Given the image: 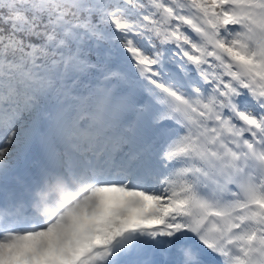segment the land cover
Here are the masks:
<instances>
[{
	"label": "snow or ice",
	"instance_id": "6c2138e0",
	"mask_svg": "<svg viewBox=\"0 0 264 264\" xmlns=\"http://www.w3.org/2000/svg\"><path fill=\"white\" fill-rule=\"evenodd\" d=\"M0 264H264V0H0Z\"/></svg>",
	"mask_w": 264,
	"mask_h": 264
}]
</instances>
